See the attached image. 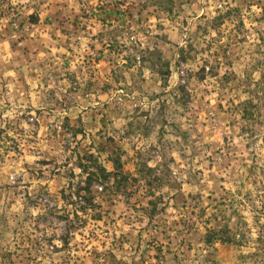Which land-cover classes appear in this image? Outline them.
<instances>
[{
    "label": "rangeland",
    "instance_id": "374dc122",
    "mask_svg": "<svg viewBox=\"0 0 264 264\" xmlns=\"http://www.w3.org/2000/svg\"><path fill=\"white\" fill-rule=\"evenodd\" d=\"M0 264H264V0H0Z\"/></svg>",
    "mask_w": 264,
    "mask_h": 264
},
{
    "label": "trees",
    "instance_id": "16d2710c",
    "mask_svg": "<svg viewBox=\"0 0 264 264\" xmlns=\"http://www.w3.org/2000/svg\"><path fill=\"white\" fill-rule=\"evenodd\" d=\"M114 162H115V165H116V168H115V172L114 173L113 172H108V171H106L105 168L100 167V171L102 172L103 176L108 177V176H111V175H114V176L120 175V168H121L120 161L116 160ZM88 176L91 179L92 174L89 173ZM220 232H222V231H217V230H214V229L208 230L207 235H206V241L207 242H212L213 240L218 239V237H216V236H218V233H220Z\"/></svg>",
    "mask_w": 264,
    "mask_h": 264
}]
</instances>
